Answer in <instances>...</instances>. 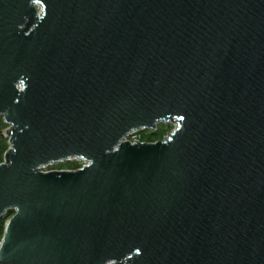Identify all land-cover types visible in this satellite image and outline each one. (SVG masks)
Listing matches in <instances>:
<instances>
[{
  "label": "water",
  "instance_id": "95a60500",
  "mask_svg": "<svg viewBox=\"0 0 264 264\" xmlns=\"http://www.w3.org/2000/svg\"><path fill=\"white\" fill-rule=\"evenodd\" d=\"M0 116V264H264V0H0Z\"/></svg>",
  "mask_w": 264,
  "mask_h": 264
},
{
  "label": "rangeland",
  "instance_id": "374dc122",
  "mask_svg": "<svg viewBox=\"0 0 264 264\" xmlns=\"http://www.w3.org/2000/svg\"><path fill=\"white\" fill-rule=\"evenodd\" d=\"M40 10V7H39ZM10 126L5 122L4 117L0 116V163L4 162L6 153L10 150L11 147V139L10 135L8 134V129ZM175 128V124L173 122H161L158 124L157 130H140L137 135V137L151 141L154 138L158 140L164 139L166 136H168ZM153 134H155L153 136ZM130 140H133V136H129ZM85 163L84 160H78V159H69L65 161H60L58 163L50 164L48 166H45L42 168V171L44 172H50L54 170H76L79 167H81ZM14 214V212H11L8 217L0 220V241L2 240L4 236L5 226L7 220Z\"/></svg>",
  "mask_w": 264,
  "mask_h": 264
},
{
  "label": "built area",
  "instance_id": "2783aa9c",
  "mask_svg": "<svg viewBox=\"0 0 264 264\" xmlns=\"http://www.w3.org/2000/svg\"><path fill=\"white\" fill-rule=\"evenodd\" d=\"M162 122H164V121H162ZM168 122H173L174 124H175V127H176V125H177V123L175 122V121H168ZM159 123H161V122H159ZM158 123V124H159ZM158 124H157V127L154 129V130H157V128H158ZM154 130H152V131H154ZM140 131V130H139ZM136 133H138V131H135V132H133L130 136H133L134 137V139L133 140H130L129 139V137H128V139L130 140V141H132V142H154V141H147V140H144V139H141V138H139V137H137V135H135ZM167 137V136H166ZM73 159H78V160H84L83 158H73ZM85 161V163L81 166V167H79V168H82L83 166H85L88 162L86 161V160H84ZM4 162H6V158L4 159ZM78 168V169H79ZM54 171H64V170H54Z\"/></svg>",
  "mask_w": 264,
  "mask_h": 264
},
{
  "label": "trees",
  "instance_id": "16d2710c",
  "mask_svg": "<svg viewBox=\"0 0 264 264\" xmlns=\"http://www.w3.org/2000/svg\"><path fill=\"white\" fill-rule=\"evenodd\" d=\"M155 134H153V136H154ZM156 140H158V139H156V138H154L153 140H151V141H156ZM8 156H9V153H8ZM11 213V212H10Z\"/></svg>",
  "mask_w": 264,
  "mask_h": 264
}]
</instances>
